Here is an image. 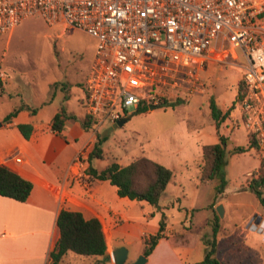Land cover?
I'll return each mask as SVG.
<instances>
[{
    "label": "rangeland",
    "instance_id": "obj_1",
    "mask_svg": "<svg viewBox=\"0 0 264 264\" xmlns=\"http://www.w3.org/2000/svg\"><path fill=\"white\" fill-rule=\"evenodd\" d=\"M95 47V38L87 32L50 26L38 15L1 34L0 71L5 76L0 79L4 90L0 93V118L25 103L39 111L35 121L46 129L61 106L84 113L85 79L95 57ZM241 61L240 55L236 64L209 62L203 73L205 85L201 93L169 92L173 98L167 100L170 104L139 114L129 110L128 119L121 126L106 121L100 126L93 125L85 134L94 135L93 144L101 141L103 158H94L95 166L111 162L126 165L137 156H145L172 170L173 176L165 189L172 198L173 213L168 226L179 231L190 225L202 231L195 237L196 250L213 237V225L217 222V256L223 264H264V242L257 228L252 229L253 220H264V207L248 189L251 180L257 178L264 157L234 104L243 73L238 64ZM9 83L13 85L8 86ZM210 97L222 112L228 111L218 130L209 113ZM46 100L50 103L42 106ZM220 134L228 137L221 171L227 185L216 195L218 178L206 181L200 178L205 166L201 147L218 142ZM238 146L245 151L233 153ZM107 184L113 195L115 187ZM218 205L222 206V216L216 210ZM135 244L133 239L126 261L131 259ZM139 256L132 259L135 261ZM79 258L88 264V259Z\"/></svg>",
    "mask_w": 264,
    "mask_h": 264
},
{
    "label": "built area",
    "instance_id": "obj_2",
    "mask_svg": "<svg viewBox=\"0 0 264 264\" xmlns=\"http://www.w3.org/2000/svg\"><path fill=\"white\" fill-rule=\"evenodd\" d=\"M36 15L95 38L85 109L97 126L173 99L169 92L201 93L209 62L241 55L235 108L264 157V0H0V35ZM88 153L72 158L75 176L85 175Z\"/></svg>",
    "mask_w": 264,
    "mask_h": 264
},
{
    "label": "crops",
    "instance_id": "obj_3",
    "mask_svg": "<svg viewBox=\"0 0 264 264\" xmlns=\"http://www.w3.org/2000/svg\"><path fill=\"white\" fill-rule=\"evenodd\" d=\"M3 91L1 88L0 93ZM48 103L50 100L42 106ZM19 106L22 108L10 121L0 118V163L13 160L19 174L32 183V189L23 202L0 196V264H48V254L59 237L56 218L62 209L79 211L86 219L100 217L108 238L104 255L87 257L67 252L58 264H84L79 257L88 259V264H115L113 252L125 247L127 258L135 239L133 255L125 261L133 262L143 254L145 239L158 231L162 211L166 215L164 236L157 240L144 264H202L205 245L196 250L195 240L202 231H192L190 225L179 231L168 226L173 211L172 198L166 191L157 206L147 207L142 201L118 196L115 186L112 195L108 181L90 177L89 166L100 170L105 165L95 166L87 160L84 176L71 172L74 155L82 148L90 152L94 141V135L85 134L87 129L82 126L85 108L84 113H76L65 107L75 117L65 122L59 135L51 130V120L46 129L36 123L39 111L31 113L25 103ZM19 123L33 126L28 139L17 129ZM17 157L19 162L15 161ZM254 228L264 230V220L259 218ZM181 233L184 234L179 239L173 238Z\"/></svg>",
    "mask_w": 264,
    "mask_h": 264
},
{
    "label": "trees",
    "instance_id": "obj_4",
    "mask_svg": "<svg viewBox=\"0 0 264 264\" xmlns=\"http://www.w3.org/2000/svg\"><path fill=\"white\" fill-rule=\"evenodd\" d=\"M242 90L241 82L238 81L235 100L239 98ZM173 103L171 102V104ZM168 104L170 103L163 101L159 105L164 106ZM208 106L210 117L218 130L221 123L226 120L228 111L222 112L212 97L209 98ZM21 108V106L14 107L4 116L3 121H10ZM148 108V105L141 103L135 110V113H142L147 111ZM30 110L31 113L36 112V108ZM74 117L72 113L67 112L64 106H61L50 121L51 130L61 135L65 122ZM93 125H95V121L86 114L82 120L83 128L89 129ZM17 129L25 139H28L33 131V126L30 123H19L17 124ZM227 143L228 137L220 134L218 136V142L204 144L201 147V154L205 161V166L201 168L200 178L202 181L215 177L218 178V183L215 187L216 195L221 194L227 185L224 176L221 174L225 165L224 158ZM250 143L251 147L255 145L254 140ZM100 144L101 141L95 142L88 153L87 160L89 163L94 158H103ZM244 151L245 149L240 146L233 149V153H241ZM89 174L93 179L106 180L115 186L117 195L120 197L146 201L155 206L158 205L159 199L164 194L167 184L173 176L171 169L145 156H137L126 165L111 162L100 170L89 166ZM31 189L32 183L19 174L13 160L8 159L0 163V196L23 202L28 198ZM248 189L264 207V163L260 164L257 178L251 180L248 184ZM165 219L166 215L162 211L158 231L144 241L143 255H149L157 240L164 236ZM56 224L59 230V237L55 246L48 254V264H58L67 252H73L77 255L87 257H98L106 253L108 237L103 229V223L100 217L96 216L86 219L79 211L62 209L57 215ZM192 231L199 230L192 229ZM217 231L218 224L215 222L213 225V237L205 241V254L201 262L202 264H223L217 257V243L215 238ZM183 234H177L173 238L179 239Z\"/></svg>",
    "mask_w": 264,
    "mask_h": 264
},
{
    "label": "water",
    "instance_id": "obj_5",
    "mask_svg": "<svg viewBox=\"0 0 264 264\" xmlns=\"http://www.w3.org/2000/svg\"><path fill=\"white\" fill-rule=\"evenodd\" d=\"M158 105H151L149 107V109H154L156 108ZM128 119V116L121 118L119 121H117L118 125H122L126 120ZM1 125V122H0ZM219 216L223 215V209L221 205H218L216 208ZM259 220V218L253 220V223H257ZM253 224V225H254ZM253 227V226H252ZM113 256H114V262L115 264H144L146 262V256L141 254L137 260L133 261V262H129L126 263V256H127V251L124 247H119L117 248L114 252H113Z\"/></svg>",
    "mask_w": 264,
    "mask_h": 264
}]
</instances>
